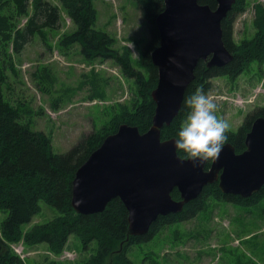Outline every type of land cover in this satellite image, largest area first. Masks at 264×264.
Here are the masks:
<instances>
[{
    "label": "trees",
    "instance_id": "obj_1",
    "mask_svg": "<svg viewBox=\"0 0 264 264\" xmlns=\"http://www.w3.org/2000/svg\"><path fill=\"white\" fill-rule=\"evenodd\" d=\"M61 10L74 26L71 33L64 35L60 45L69 48L79 46V53L86 61L113 60L126 79L132 81L131 97L127 103H118L107 126L86 136L68 152L56 154L51 149V138L41 131H34L26 123L19 121V114L3 94L5 83L4 61H0V211L6 216L0 222V264H27L9 244L22 242L25 246L45 244L47 251L59 255L65 249L70 236H75L82 250H90L89 256L81 264H134L126 256L130 246L149 240L163 225L175 221H185L194 217L206 205L207 199L221 200L232 204H251L264 197V186L258 193L247 199L223 194L216 183L205 186L200 195L184 205L176 215L160 217L149 232L141 237L127 239V211L118 200H111L100 213L77 214L71 207V185L76 170L89 155L99 147L104 138L114 133L120 124L137 127L140 133L151 126L155 105L150 97L157 84V69L150 60V53L159 44L155 18L164 8V0H134L139 7L141 18L148 24L149 41L144 46L140 58V69L132 67L127 50L114 49V39L97 30L96 9L92 0H58ZM199 4L215 8V0H198ZM31 16L22 27L18 19ZM246 8L244 0H236L235 6L223 20L222 41L232 54V60L222 67L206 68L199 62L194 70V78L184 92V98L198 88L208 93L213 77L235 79L251 63L264 64V7L255 5L252 25L253 37L236 44L232 40L234 17ZM233 15L231 19L230 16ZM232 17V16H231ZM61 22L58 6L47 0H0V54L11 44L13 53L19 54L23 46L36 34L45 29L56 30ZM181 103L178 115L169 126L161 130V139L175 138L186 118L188 109ZM258 117H264V109L247 115L236 132L227 131L228 141L235 153L245 149L244 138L251 124ZM179 157L183 154L177 151ZM210 163L206 164V168ZM179 199L176 190L171 192ZM51 207L56 215L41 224L28 229L24 225L39 214V202ZM61 264L47 259L42 263Z\"/></svg>",
    "mask_w": 264,
    "mask_h": 264
},
{
    "label": "rangeland",
    "instance_id": "obj_2",
    "mask_svg": "<svg viewBox=\"0 0 264 264\" xmlns=\"http://www.w3.org/2000/svg\"><path fill=\"white\" fill-rule=\"evenodd\" d=\"M47 1L59 7L60 26L35 34L19 54L13 53L11 44L6 46L0 54L6 65L3 94L17 109L19 121L50 136L52 152L63 154L82 136L107 126L115 105L129 101L133 84L113 60L86 61L78 45L61 46V38L74 26L58 0ZM92 2L97 12L95 28L114 39V49L127 50L132 67L140 69L149 29L136 2ZM257 4L264 7V0H246L245 10L234 17V43L253 37V7ZM31 14L29 8L28 15L18 19V26L22 27ZM210 85L207 94L218 104L217 115L229 122L227 131L236 132L247 115L264 109V64L251 62L237 78L213 77ZM39 206V214L24 229L56 215L43 201ZM5 216L0 211V222ZM9 246L27 264L47 259L81 264L91 253L82 250L73 235L59 255L49 253L45 244L25 246L19 242ZM126 256L134 264H264V197L251 204L207 199L194 217L161 226L149 240L130 246Z\"/></svg>",
    "mask_w": 264,
    "mask_h": 264
},
{
    "label": "water",
    "instance_id": "obj_3",
    "mask_svg": "<svg viewBox=\"0 0 264 264\" xmlns=\"http://www.w3.org/2000/svg\"><path fill=\"white\" fill-rule=\"evenodd\" d=\"M216 8L198 0H164L155 18L159 44L150 53L157 84L149 129L120 124L76 170L71 207L81 215L102 212L118 199L127 211V239L146 235L160 217L180 213L203 188L217 182L221 193L251 197L264 186V117L256 118L235 153L226 143L218 160L194 166L174 148L175 138L161 139V130L178 115L184 92L199 61L222 67L232 54L222 41L221 21L235 0H215ZM208 59V60H207ZM176 190L179 199L171 192Z\"/></svg>",
    "mask_w": 264,
    "mask_h": 264
},
{
    "label": "clouds",
    "instance_id": "obj_4",
    "mask_svg": "<svg viewBox=\"0 0 264 264\" xmlns=\"http://www.w3.org/2000/svg\"><path fill=\"white\" fill-rule=\"evenodd\" d=\"M183 104L188 109L174 141V148L194 166L218 160L228 141L227 120L217 115L218 104L202 88L188 94Z\"/></svg>",
    "mask_w": 264,
    "mask_h": 264
},
{
    "label": "flooded vegetation",
    "instance_id": "obj_5",
    "mask_svg": "<svg viewBox=\"0 0 264 264\" xmlns=\"http://www.w3.org/2000/svg\"><path fill=\"white\" fill-rule=\"evenodd\" d=\"M244 1H245V3H246V0H244ZM215 3H216V2H215ZM235 3H236V0H235ZM235 3L232 5L230 11H231L232 8L235 6ZM215 8H216V5H215ZM215 8H214V9H215ZM254 8H255V6L253 7V10H254ZM214 9H212V10H214ZM230 11H229V12H230ZM254 11H255V10H254ZM229 12L227 13V16H226L224 19H222L220 25H222L223 20H225V19L228 18V15L230 14ZM254 14H255V12H254ZM233 15H234V13L231 15L232 17L230 16L231 19L233 18ZM252 22H253V21H252ZM232 25H233V23H232ZM221 33H222V28H221ZM231 35H232V34H231ZM224 46H225V45H224ZM225 48H226V47H225ZM226 49H227V48H226ZM227 50H228V49H227ZM207 60H208V59H207ZM199 62H202V63L205 65L206 68H210V67L207 66V61H199ZM199 62H198V63H199ZM211 67H214V66H211ZM205 169L207 170L208 168L205 167ZM215 183L217 184V182H215Z\"/></svg>",
    "mask_w": 264,
    "mask_h": 264
}]
</instances>
